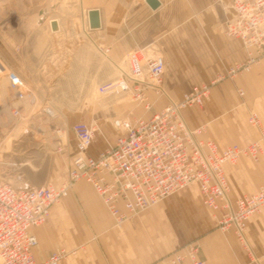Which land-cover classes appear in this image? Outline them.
Segmentation results:
<instances>
[{"label":"crops","instance_id":"crops-1","mask_svg":"<svg viewBox=\"0 0 264 264\" xmlns=\"http://www.w3.org/2000/svg\"><path fill=\"white\" fill-rule=\"evenodd\" d=\"M9 1L6 6L0 3V58L22 77L37 76L41 85H47L58 75L112 74L111 67L107 71L99 70L95 47L116 67L136 45L155 47L163 51L167 61L163 85L172 99H181L185 92L203 83L211 84V94L202 106L193 105L183 110L189 127L204 126L203 136L216 141L220 148L238 143L232 142L236 138L248 141L238 143L240 145L259 138L260 132L255 127L253 140L231 132L230 110L238 105L236 86L245 87L250 96L254 73L258 85L263 84L264 76L258 73L260 68H256V72L242 75L238 80L227 77L229 68L246 60L247 52L240 40L224 32L229 16L226 0H158L156 7L148 0ZM53 2H57L55 13L32 30L40 18L35 12L43 14V8ZM92 10L100 13L99 27H91L89 12ZM52 21L57 22V30L52 29ZM117 137L115 135L114 142ZM106 148L105 142L96 139L89 154L99 156ZM263 158L261 155L258 161ZM229 164L225 165L228 181ZM232 170L239 176L257 171L247 182H229L237 198L254 193L264 185V175L259 173L258 166L250 165L246 159L242 158ZM186 194L188 192L181 196ZM159 210L140 214L134 226L125 228V237L110 239L109 247H113L110 251L120 259L114 264H154L161 256L181 247L173 248L168 242L174 237V229L165 226L161 231ZM109 214L92 185L78 182L69 196L52 206L46 222L33 229L38 239L34 257L43 260L60 247L71 249L85 245L84 250L68 258L67 264H96L89 261L99 255V250L92 239L89 240L88 226L93 231L107 228L110 236L118 237ZM233 235L229 234V243L224 237L220 239L217 259L201 254L200 257L209 264H264V211L247 222L245 235L251 254Z\"/></svg>","mask_w":264,"mask_h":264},{"label":"built area","instance_id":"built-area-1","mask_svg":"<svg viewBox=\"0 0 264 264\" xmlns=\"http://www.w3.org/2000/svg\"><path fill=\"white\" fill-rule=\"evenodd\" d=\"M228 2L232 14L226 19L224 32L228 37L240 40L247 52L244 62L229 68L227 75L234 77L264 56V0ZM127 58L129 74L101 84L99 92L108 95L135 89L139 97V92L144 94L143 91L153 89L160 94L167 65L164 54L155 47L136 45ZM7 67L0 58V74ZM6 76L14 100L18 102L13 107V115L20 116L25 100L35 106L37 96L24 88L18 72L8 70ZM210 92L211 84L203 83L147 119L114 118L118 137L99 156L89 154L95 137L94 124L75 123L77 153L67 178L59 185L16 186L0 180V264H67L68 258L77 254L78 248L60 247L47 258L37 260L33 249L38 239L33 229L46 222L52 206L69 196L82 179L87 180L101 197L116 225L124 224L177 190L196 183L204 203L221 212L220 227L223 230L233 228L249 249L245 235L247 222L253 215L264 211V185L254 193L231 201L225 165L235 164L242 155L258 161L264 155V127L260 115L251 112L248 122L259 130V138L246 145L235 143L220 148L216 141L203 136L204 126L191 128L183 116L184 109L202 106ZM239 93L243 95L244 90L239 89ZM145 105L150 109L152 103ZM43 111L53 116L48 106H44ZM154 264L209 263L200 257L199 246L190 242Z\"/></svg>","mask_w":264,"mask_h":264},{"label":"rangeland","instance_id":"rangeland-1","mask_svg":"<svg viewBox=\"0 0 264 264\" xmlns=\"http://www.w3.org/2000/svg\"><path fill=\"white\" fill-rule=\"evenodd\" d=\"M7 2L8 0H0L3 6H6ZM56 5L57 2L47 5V8H43V14H40L39 11L35 12L36 16L40 18L32 30H36L48 15L55 13ZM225 7H227L228 17H230L232 10L229 8L228 0H226ZM13 24H16V21ZM157 50L163 53V51ZM94 51L95 62L99 66V70L107 71L111 67L112 74L58 75L47 85H41L37 76H32L30 79L22 77L24 88L31 90L37 96V102L35 106L26 105L20 118L13 115L12 104L15 100H13V94L9 88V78L6 76L8 70L15 71V69L3 60L8 67L0 74V180L11 182L16 186H39L45 183L63 182L68 176L70 164L77 153L76 137L73 131L75 123L79 121L93 123L96 127L94 140L101 139L105 142L106 151L114 143L115 135L119 134L113 125L114 118L143 117L147 119L171 101L179 100L172 99L164 85L160 94H157L153 89L143 91L144 94L139 92L141 94L139 97H137L135 89L127 93L101 94L99 92L101 84L106 80L116 79L122 74H129L130 70L128 58L119 64L120 67H116L99 48L95 47ZM263 62L264 56L257 63L252 64L248 70H242L234 77L228 75L227 77L238 80L242 75L256 72V68H260L258 73L264 76V69H261ZM253 79L252 95L250 96L245 87L236 86L238 105L230 110L231 116L229 117L232 122L231 132L238 136L243 135L249 140L255 138L252 135L255 128L248 122L251 112L260 115L264 127V82L258 85L255 73ZM61 86H68L71 89H59ZM239 89L244 90L243 95L239 93ZM147 102L152 103L150 109L146 108ZM44 106L51 109L53 116H49L43 111ZM232 142L245 143L248 141L236 138ZM242 158L248 160L250 165L256 164L259 173L264 175V158L260 161H254L249 156ZM241 159L235 164H229L231 168L227 173L229 182H247L254 173L256 174L255 170L249 172L250 176L234 174L232 168L236 167ZM84 181L88 182L85 179L78 182ZM229 184V198L233 201L237 197L233 196L232 185ZM187 192L186 196H181ZM157 208L161 209L157 213L160 216L161 231L165 226H170L171 230L174 229V237L168 241L173 248L193 242L199 246L202 256L215 260L219 254L217 245L221 238L224 237L229 243L231 241L229 234L233 233L234 239L237 240L238 236L233 228L223 230L220 227L221 212L204 203L199 185L193 183L177 190L158 204L137 213L122 225H116L114 218L109 214L111 225L119 232V236L116 238L110 236V231L107 228L106 230L93 231L89 225V240L92 239L99 250V255L91 257L89 261L96 264L119 262L120 259L115 258L117 255H114L113 250L110 251L113 248L109 247L110 239L120 240L124 235H127L125 228L134 226L140 214ZM240 242L242 243L241 240ZM85 247V245L76 247L78 248L77 254ZM244 247L246 248L245 245ZM246 250L251 254L250 248H246ZM251 257L253 258V256Z\"/></svg>","mask_w":264,"mask_h":264},{"label":"water","instance_id":"water-1","mask_svg":"<svg viewBox=\"0 0 264 264\" xmlns=\"http://www.w3.org/2000/svg\"><path fill=\"white\" fill-rule=\"evenodd\" d=\"M148 2L153 6L156 7L158 6L159 2L158 0H148ZM89 18H90V24L91 27H99L100 26V13L98 10H92L89 12ZM52 29L57 30V22L52 21L51 23Z\"/></svg>","mask_w":264,"mask_h":264},{"label":"bare ground","instance_id":"bare-ground-1","mask_svg":"<svg viewBox=\"0 0 264 264\" xmlns=\"http://www.w3.org/2000/svg\"><path fill=\"white\" fill-rule=\"evenodd\" d=\"M9 88H10V84H9ZM10 90L12 91V94H13V90L10 88ZM34 97H35V95H34ZM13 100H14V94H13ZM37 102V101H36ZM16 104H17V102L15 101L14 102V104H12V108L14 107V106H16ZM31 103L29 102V101H27V100H25V103L23 104V105H30ZM21 115H22V112H21ZM21 116H16V118H20Z\"/></svg>","mask_w":264,"mask_h":264}]
</instances>
